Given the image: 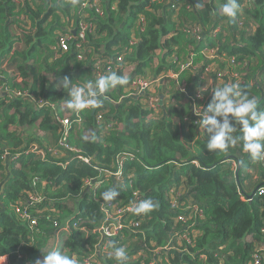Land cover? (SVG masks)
<instances>
[{
  "label": "trees",
  "instance_id": "1",
  "mask_svg": "<svg viewBox=\"0 0 264 264\" xmlns=\"http://www.w3.org/2000/svg\"><path fill=\"white\" fill-rule=\"evenodd\" d=\"M83 1L0 0V264H35L49 252L42 250L58 227L78 217L84 222L72 230L62 250L63 255L82 264L103 239L96 228L104 218L100 202L88 191L82 194L84 180L98 176L99 170L78 163L63 168L55 160L22 153L33 143L55 144L59 126L49 109H37L27 97L9 98L4 87L11 92L28 90L36 99L45 98L57 105L59 114L63 106L72 113V120L78 113L80 120L73 121L68 142L92 155L101 167L114 166L115 156L122 151L134 155L125 165L123 181L103 182L96 196L102 199L101 193L114 189L128 204L130 180L132 189L142 193L140 202L152 199L157 207L139 214L132 209L125 212L123 222L136 225L121 229L111 238L106 252L98 250L103 264H117L113 242L126 249L125 264H150L149 258L139 256L143 243L151 248L172 243V248L162 252L161 264H220L219 253L222 264H248L256 252L264 264V194L241 197L245 181L252 189L258 184L264 187V163L243 150L242 139L224 151L208 150V133L187 106V96L202 83L205 66L211 61L222 66L223 57L233 56L234 64L239 67L246 63L250 73L235 70L240 80L233 78L232 84L257 100V111H264V0H249L245 16L238 9L234 17L220 15L213 0H86L90 1L86 6ZM94 1L100 11L92 5ZM238 3L242 8L244 0ZM140 17L142 23L138 22ZM245 17L250 21L239 26L238 19ZM81 19L94 26V33L86 35V58L77 57L75 39L67 51L55 52L53 45L62 34H77ZM249 24L250 30L245 29ZM195 25L205 29L204 38L197 39L191 32ZM215 28L218 30L212 33ZM19 41L24 43L23 48H15ZM205 49H215L220 59H207ZM99 59H108L111 72L117 75L125 76L124 68L133 65L125 76L128 84L100 95L102 105L92 107L94 111L69 109L71 88L87 91L90 83L95 88L99 77L92 66ZM188 61L196 68H181L180 64ZM3 65L5 69H1ZM148 72L157 76L166 72L172 87L169 90L164 82L158 86L164 99L157 114L140 102L146 97L120 98L128 93L134 76ZM211 101L208 98L204 110ZM97 112L103 113L102 127L96 125ZM230 120L236 128L231 135L241 137L239 119ZM33 124L38 126V135L25 136L18 130ZM4 151L20 152L18 167L14 160L1 157ZM227 160H234V169ZM248 169L255 171L257 180L247 174ZM128 173L131 178L126 177ZM34 177L45 184L34 183ZM181 180L188 187L186 196L172 205L166 191ZM24 191L27 195L41 192L46 197L42 204L27 210L28 215L35 216V225L24 220ZM188 195L202 209L200 218H190L184 212L183 201ZM183 213L185 221L177 218ZM195 230L200 234L195 235ZM183 234L190 238L189 243L178 239Z\"/></svg>",
  "mask_w": 264,
  "mask_h": 264
},
{
  "label": "built area",
  "instance_id": "2",
  "mask_svg": "<svg viewBox=\"0 0 264 264\" xmlns=\"http://www.w3.org/2000/svg\"><path fill=\"white\" fill-rule=\"evenodd\" d=\"M90 1H83V4H89ZM93 6L96 7V11H100V8L97 6L96 2H91ZM250 4L249 0H244V4L242 5V8H239V12L242 13L243 16L244 14V9L248 7ZM248 20L245 17V20L238 19V24L241 26L242 24H245ZM139 23H142V17L139 18ZM251 25L247 27V29L250 30ZM139 29H141V25L139 26ZM218 30V28H215L212 33H215ZM192 33L195 34V37L197 39H202L205 37V29H201L198 25H195L192 30ZM87 33H94V26L81 19L78 22V30L77 34L73 35L69 31H66V33L62 34L60 38L58 39L57 44L53 45L54 51H67L69 49V43L72 41V39H75L74 42V50L77 53V57L80 59L86 58L88 54L87 50V45L88 41L86 39ZM131 44L135 43V40L130 41ZM205 51L211 52V56L207 57V59H214L220 57H216L215 49H205ZM203 52V54H204ZM214 54V55H213ZM217 54V53H216ZM227 58V59H226ZM221 60H227L230 63L234 62V57L230 56L224 57V59ZM215 63H209L208 65L205 66L204 70L205 72H209L211 67ZM181 68H186L190 67L191 63L185 62L180 64ZM192 68H196V66H191ZM127 68V66H126ZM124 68V72L126 70ZM93 72L96 77H100L102 75H108L111 73L113 67L110 64V61L108 59H99L97 60L93 66H92ZM215 76L217 79H223L224 73L220 69L214 71ZM228 76H230L228 78ZM226 78H228V81L232 84L233 78L236 79L234 81L240 80V74L238 72H235L233 74H228ZM151 77V78H150ZM262 81L264 82V72L261 74ZM163 77L156 76L153 78L151 74L148 72L145 76H134L130 81L129 84L131 85L128 91V93L121 95L120 98L126 97V96H143L146 97V99H141L140 102L143 104V106L146 109H149L153 111L154 114L158 113L159 107L163 102L164 96L162 93H160L159 90H155V86L158 87L160 83L162 82ZM155 85V86H154ZM82 88V87H79ZM9 98L13 97H18V98H23L27 97L29 100L34 104V106L37 109L40 108H47L51 112L54 120L56 119V122L58 123L59 126V137L57 139V142L55 144H48L46 146H41L38 143H33L30 145V147L26 150H24L22 153L28 154V153H35L38 155V157L41 160L44 161H53L55 160L56 163L65 168L71 163H78V164H84L88 167L94 168L99 170L98 176L94 178H86L83 182V187H88V192L93 195L94 200L100 202L101 205V210L104 213V218L103 221L100 223V225L96 228V231L99 232V234L103 237V239L100 241L99 244L96 245L98 247L96 250H93L89 252V254L83 258L82 264H103L102 260L99 259V252L100 250L102 253L106 252L108 247H111L110 245V240L111 238L115 237L118 235L119 231L121 229H129L131 226L136 225V223H126L123 222V217L124 214L127 210H131L134 207H136L139 202L141 201V196L142 193L137 190V189H132V184L131 181H128V188L131 189L130 195H131V201L127 204L125 202V198H122L117 195L115 199L112 201H103L102 199L98 198L96 196V192L98 188L101 186V184L105 181L112 180L114 183H121L123 181V178L125 176V165L126 163L133 159L134 155L131 152L128 151H122L118 153L115 158H114V166L109 167V168H103L100 166V163L96 160L93 159L92 155H86L83 153V151L74 146L71 145L68 142V137L69 134L72 131V124L73 121H79L80 118L78 116V113H76L75 119H71V112H66L64 110V107L62 106V114H59L57 112V105L55 103H51L47 101L45 98H39L36 99L35 96L31 94L30 91L28 90H19L15 92H11L5 87L2 89ZM189 98V101L191 102V113L199 118V121L201 122V119L204 114V105L206 101L208 100V96L205 93V88L203 83L198 85L194 90L193 94L191 96H187ZM88 109H92V106L86 107ZM62 115V116H61ZM95 122L98 127H102L105 123L104 116L102 112H97L95 116ZM106 127L109 128L110 124H106ZM20 152L16 153H9L8 151H4L3 154H1V157H5L6 160L9 158L11 160L15 161V167H18V162L17 159L19 157ZM264 163V159H261ZM99 164V165H98ZM235 165V163H234ZM130 173L126 175V177L131 178ZM33 182H41L42 185L45 184V181H42L38 177L33 178ZM258 194H264V187H260L257 190ZM166 194L171 196V204L172 205H178L179 200L181 195L178 193V191L175 189L174 186L170 187ZM23 200H24V216L25 219L29 221V225H35V216L34 215H28V208H30L32 205H40L42 202L46 199L45 196L40 194L39 192H33L30 194H26V191H24L23 195ZM185 212L189 213L190 218L193 216L201 217L202 215V209L198 206L197 203L191 200L190 196L188 195L186 198V205L184 208ZM35 211L37 213H40V209L36 208ZM27 212V213H26ZM178 219L185 221V213L179 214L177 216ZM84 222V219L81 217H78L75 219L72 223H70L68 220L64 222L62 225L58 227V229L55 232V235L53 237L54 244H53V249L60 251L61 254H63L62 246L64 241L68 238V236L71 234L73 229H78L80 225ZM264 232V228L262 229ZM178 239H181L187 243H189L191 240L190 238L183 234L178 237ZM172 243L167 244L164 247L160 248H151L150 246L145 245L144 243L142 244L141 251L139 253V256L142 259H147L149 258L150 264H161V255L162 252L165 250H169L172 248ZM114 252V251H113ZM205 255H202V258H204ZM219 258H220V264H222L223 261V256L219 253ZM248 264H263L261 261V254L259 252H256L253 254L252 261H250Z\"/></svg>",
  "mask_w": 264,
  "mask_h": 264
},
{
  "label": "clouds",
  "instance_id": "3",
  "mask_svg": "<svg viewBox=\"0 0 264 264\" xmlns=\"http://www.w3.org/2000/svg\"><path fill=\"white\" fill-rule=\"evenodd\" d=\"M82 5L86 6L87 4ZM239 7L238 0H226L220 11L228 17H234ZM65 82L71 83L67 79H65ZM126 84H128V78L123 75H117L116 72L102 75L95 81V88L92 87L91 83L87 91L79 87L71 88L69 90L71 98L68 101V107L76 111L83 110L89 106L99 107L102 105V101L99 99L100 95L117 85L124 86ZM239 87L236 84H226L213 91V99L208 104L201 119V124L209 136L207 148L210 151H224L229 146L234 145L237 139H242L243 150L253 160L264 159V111H257V100L242 94L238 90ZM237 97H239V100L236 99ZM230 117L239 119L243 133L241 137L234 138L231 135L236 128ZM177 187H175L176 190ZM118 194L114 189H109L101 193V198L103 201H112ZM156 207L157 204L152 199H146L132 210L134 213L139 214L152 211ZM54 235L50 238L52 250L46 255L43 254V258L37 259L35 264H76V261L69 256L63 255L60 251L53 249ZM113 248L117 264H125V261L128 259L126 249L123 246H116L115 242H113Z\"/></svg>",
  "mask_w": 264,
  "mask_h": 264
},
{
  "label": "rangeland",
  "instance_id": "4",
  "mask_svg": "<svg viewBox=\"0 0 264 264\" xmlns=\"http://www.w3.org/2000/svg\"><path fill=\"white\" fill-rule=\"evenodd\" d=\"M217 7V9H218V11H219V9H220V7L219 6H216ZM15 47L16 48H23L24 47V43L22 42V41H19L16 45H15ZM157 53H158V55H160V51H157ZM217 53V52H216ZM215 53V56L216 57H219V55L218 54H216ZM214 55V54H213ZM174 57V55L172 56V58ZM172 58H171V60H172ZM222 59H224V57L222 58ZM227 59V58H226ZM222 61V66H219L215 61H212V63H215L212 67H211V69H212V73H214V77H215V79L218 81L219 79H217L216 78V76H215V72L214 71H216V70H218V69H220L221 71H222V73H224V77H223V79H220L219 81H220V83L222 84V86L221 87H223V86H225L226 84H229V82H228V78L230 77V76H228V78H226L227 77V75L228 74H233L234 73V71L235 70H239V68H241V70H242V74H245L246 72L248 73H250V71H249V67H246V63H242L239 67H238V65H236V64H234L235 63V61L233 62V63H230V62H228L227 60H221ZM239 64V63H238ZM154 65H155V63H154ZM252 65H255V62H253L252 63ZM246 68V70H244L243 68ZM132 68H133V65H130V67H128L127 66V68H126V70H125V76H127L128 77V75H129V73H130V71L132 70ZM151 75H153V78H155L157 75H154V73H151ZM160 77H163V79H162V82H164L166 85H168V87H169V90H171V86H170V79H167L166 80V78L168 77L167 76V73L166 72H162L160 75H159ZM252 80H254V79H252ZM254 82V81H253ZM168 83V84H167ZM252 83V82H251ZM155 86V85H154ZM174 88H176L175 86H174ZM155 90H158V88H156ZM33 127H31V128H29V127H27V126H22L21 128H19L18 130H20L21 132H23L24 133V135L25 136H28V135H30V134H35V135H38V129H37V124H33L32 125ZM12 128H14V127H12ZM39 137V136H38ZM41 137V136H40ZM0 182H1V180H0ZM40 194H41V192H40ZM191 198V197H190ZM191 200H192V198H191ZM193 201V200H192ZM195 202V201H194ZM47 243H49V245L47 244L46 245V247H44L43 248V252L42 253H44V251H51L52 250V246H51V242H50V238H49V240H48V242ZM45 255L47 254V253H44ZM43 258V257H42ZM42 258H40V259H42Z\"/></svg>",
  "mask_w": 264,
  "mask_h": 264
},
{
  "label": "crops",
  "instance_id": "5",
  "mask_svg": "<svg viewBox=\"0 0 264 264\" xmlns=\"http://www.w3.org/2000/svg\"><path fill=\"white\" fill-rule=\"evenodd\" d=\"M213 2H214V4H215V6H219L220 9L222 8V5H223V4H222L221 0H213ZM216 8H217V7H216ZM220 9H219L218 13H219L220 15H224V14L222 13V11H220ZM217 10H218V9H217ZM245 29H247V28H245ZM247 30H249V29H247ZM15 48H16V47H15ZM204 55L207 56V57H209V56H211V52H209V51H205V52H204ZM211 62H212V61H211ZM211 62H210V63H211ZM128 67H130V65H129ZM1 69H5V65H3V66L1 67ZM151 76H153V75H151ZM167 76H169V74H168ZM170 76H171V77H177V74H171ZM227 76H228V75H227ZM150 78H151V77H150ZM201 80H202V83H203V85H204L206 95L208 96V98L213 99V91L216 90L217 88H220V87L222 86V84L220 83L219 80L217 81V80L215 79V77H214V73H212V70H210L209 72H205V73H203L202 76H201ZM228 82H229V84H231L230 81H228ZM158 86H159V85H158ZM156 88H158V87L155 86V89H156ZM187 106L190 107V109H191V102H190V101H187ZM229 161H230V160H227V162H229ZM230 163H232V165H233V169H234V167H235V165H234V160H231ZM247 174L252 175L253 179H254V180H257V174L255 173L254 170H249V169H248V170H247ZM247 185H248V182L245 181L244 184H243V186H244V188H245V189H243L244 193L241 194V197H242L243 199L247 198L246 195H249V194L252 193V191L254 190V189H252V188H249ZM263 186H264V185H263ZM187 190H188V187H187L186 184H184V182H182V180H181V183H180V184L178 185V187H177V191H178V193H179L181 196H183V195L186 196ZM183 205H186V199L183 201ZM184 212H185V210H184ZM194 234H195V235H199L200 232H199L198 230H195V231H194ZM50 244H51V243H50ZM261 247H262V245H261Z\"/></svg>",
  "mask_w": 264,
  "mask_h": 264
},
{
  "label": "water",
  "instance_id": "6",
  "mask_svg": "<svg viewBox=\"0 0 264 264\" xmlns=\"http://www.w3.org/2000/svg\"><path fill=\"white\" fill-rule=\"evenodd\" d=\"M73 32H75V31H73ZM93 111H94V109H92ZM259 187H261V184H258L256 187H255V189L252 191V193L248 196L250 199L256 194V190L259 188ZM88 190V187H86L85 189H84V191H83V195H84V193L86 192Z\"/></svg>",
  "mask_w": 264,
  "mask_h": 264
}]
</instances>
